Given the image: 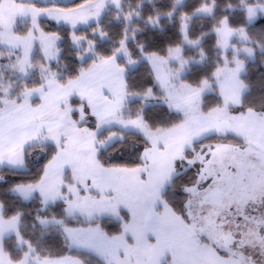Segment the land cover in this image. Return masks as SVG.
I'll return each instance as SVG.
<instances>
[{
  "label": "snow or ice",
  "instance_id": "obj_1",
  "mask_svg": "<svg viewBox=\"0 0 264 264\" xmlns=\"http://www.w3.org/2000/svg\"><path fill=\"white\" fill-rule=\"evenodd\" d=\"M0 264H264V0H0Z\"/></svg>",
  "mask_w": 264,
  "mask_h": 264
}]
</instances>
